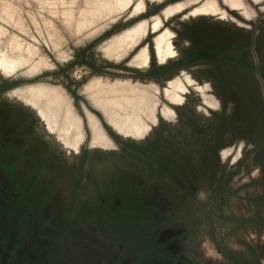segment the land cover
<instances>
[{"label": "flooded vegetation", "instance_id": "flooded-vegetation-1", "mask_svg": "<svg viewBox=\"0 0 264 264\" xmlns=\"http://www.w3.org/2000/svg\"><path fill=\"white\" fill-rule=\"evenodd\" d=\"M181 1L144 0L139 13L130 5L93 45L142 20L147 32L121 57L80 49L76 80L66 78L71 64L23 79L0 72V264H83L87 257L95 264H264V166L243 172L240 160L232 167L219 158L232 139L227 89H253L264 114L259 15L218 0L225 15L194 13L193 4L166 18L165 9ZM157 16L162 23L153 29ZM166 30L174 53L161 58L156 39ZM144 48L147 63H137ZM195 75L220 100L203 117L193 110ZM46 76L81 117L79 142L52 129L39 103L20 92ZM96 77L156 87L154 118L145 117L139 131L103 119L83 91ZM178 79L185 102L163 96ZM88 112L103 144L91 143ZM211 202L217 214H206ZM206 231L217 243L207 257L199 249Z\"/></svg>", "mask_w": 264, "mask_h": 264}, {"label": "rangeland", "instance_id": "rangeland-1", "mask_svg": "<svg viewBox=\"0 0 264 264\" xmlns=\"http://www.w3.org/2000/svg\"><path fill=\"white\" fill-rule=\"evenodd\" d=\"M223 1L231 8L240 9L246 17L255 13L252 9L254 7L251 8L247 0ZM132 4H135L134 13L141 12L145 6L144 0H0V72L9 76V80L14 77L23 79L36 76L40 72L51 73L71 64V70L68 71L66 78L76 80L80 67L76 65L75 55L80 49L88 47V51L91 52L92 49L99 47L109 56H123L129 47L147 32L148 20H142L132 29L117 33L119 35H112L97 45H93V41L106 33L113 21L119 19ZM193 4H197L194 13L221 12L225 15L218 0H183L168 6L164 15L168 18ZM153 21V29H157L162 23L159 16ZM170 36L171 33L166 30L156 39L161 58L174 53ZM138 57L137 63H147V48H144ZM37 82L41 83L22 85L20 92L26 93L25 99L39 103V109L52 129L62 131L64 135L73 133L75 136L73 140L78 139L79 142L83 137L82 120L75 112L70 97L61 86L50 85L54 83L48 80V76ZM173 84L176 90H186L180 79ZM83 91L87 92L89 100L102 111L107 121L120 124L128 131H139L143 128L145 117L153 119L159 103L156 87L143 86L131 81L111 82L96 77L84 85ZM165 93L171 101L182 99L171 89H166ZM54 94L59 100L58 111H54L52 105H48L56 99ZM126 98L131 99V104ZM99 99H103L104 102ZM106 99L107 101L117 99V102L111 100V103L115 102L116 105H121V108H117L115 103L111 106L110 102H105ZM47 106L51 107L50 113L43 110L48 109ZM105 111H108L107 114ZM117 112L122 114L120 116L123 119L118 117ZM87 120L93 137L91 143H102L106 137L97 118L88 112Z\"/></svg>", "mask_w": 264, "mask_h": 264}, {"label": "water", "instance_id": "water-1", "mask_svg": "<svg viewBox=\"0 0 264 264\" xmlns=\"http://www.w3.org/2000/svg\"><path fill=\"white\" fill-rule=\"evenodd\" d=\"M247 2L249 6L251 5V8L254 7L252 9L255 13L250 16L254 18L259 15V21L262 28L260 27L258 31V52L262 56L261 61L264 65V0H247ZM262 80L264 82V77H262ZM136 83L141 84L140 82ZM194 86L195 89H192V97L194 103L193 110L196 114V117H203L202 114L207 111L206 109H208V107H218V105L220 104L218 91L216 89H211V86L208 85L207 82L204 83L203 80L198 79L196 75L194 76ZM243 86L245 88L247 87L244 83ZM165 91L166 89L164 90L163 96L167 97ZM171 91H176L182 98L181 101L175 102L186 101L187 89L184 91L171 89ZM234 91L237 93V96L235 95ZM261 91L264 94V89H261ZM227 92L228 105L226 113L227 116L231 119V122L228 123L227 128L231 129V131L228 133L232 136V139H229L227 141L226 146H224V150L219 153V158L222 159V161L225 162L226 165L230 163V166L232 167L235 166V164L237 165V163H235L236 161L240 160V166L243 172L245 170H254V168L255 171L259 172L260 168L264 166V114L259 108L260 105L253 94V89H227ZM261 101L263 100L261 99ZM96 110H98L102 118L105 119L102 111L98 108ZM253 150L256 151L254 157L252 158V160L254 159V163H252L251 158V161H249V163H245L244 160L247 161V158L249 157V155L247 154H251V151ZM261 192L262 191H259V193ZM206 208V214H217L216 211L214 212V209L217 208V205H215L213 202L208 203ZM237 208L240 209L238 205H236V209ZM237 211L236 213H240V211ZM224 232L226 233V231ZM205 234L207 235V240L203 241V243L199 245V249H201L204 253V256L207 257L206 253L213 252L212 249H215L217 247V243L211 233H208L206 231ZM97 259L98 258L93 259L92 257H87L86 259H83V264H92V262L93 264H95ZM210 264H213V262Z\"/></svg>", "mask_w": 264, "mask_h": 264}, {"label": "bare ground", "instance_id": "bare-ground-1", "mask_svg": "<svg viewBox=\"0 0 264 264\" xmlns=\"http://www.w3.org/2000/svg\"><path fill=\"white\" fill-rule=\"evenodd\" d=\"M143 59H144V58H143ZM142 63H143V62H141V64H142ZM58 95H59V94H58ZM54 96H55L56 99H54V101H52V102H49L48 105H50V106L52 105V107L54 108V111H58L59 109H58L57 105H58V101H59V100H58V97H56L55 94H54ZM59 98L61 99L60 96H59ZM104 99H105V98H104ZM61 100H62V99H61ZM99 100H100V101H101V100L103 101V99H99ZM107 100H108V99H106L105 102H110V103H111V100H112V99H111L110 101H107ZM114 100H115V99H114ZM114 100H112V101H114ZM116 100H117V99H116ZM116 100H115V102H117ZM126 100L130 102V103H129V102H126V101L124 100L126 103L131 104V101H130L131 99L128 100V98H126ZM97 101H98V100H97ZM100 101H99V102H100ZM132 101H133V100H132ZM103 102H104V101H103ZM115 102H114V103H115ZM97 103H98V102H97ZM110 103H109V104H110ZM114 103L112 102V103H111V106H112V104H114ZM118 103H119V102H118ZM114 105H115L116 107L118 106V104L116 105V103H115ZM127 105H128V104H127ZM100 106H103V105H100ZM120 106H121V105H119L117 108H119ZM133 106H134V105H133ZM47 108H48V109H43V110H46L47 113H50V108H51V107H48V106H47ZM103 108H104V107H103ZM103 108H102V109H103ZM108 108H109V107H107V109H108ZM120 108H121V107H120ZM122 108H123V107H122ZM105 109H106V108H105ZM115 110H116V109H115ZM105 112H106V111H105ZM107 112H108V111H107ZM107 112H106V114H107ZM110 112H111V111H110ZM110 114H111V113H110ZM116 114H119V113L117 112ZM116 114H115V116H118V115H116ZM120 115H122V114H119L118 117H121ZM113 117H114V116H113ZM118 117H117V118H118ZM121 118H122V117H121ZM118 119H119V118H118ZM122 119H123V118H122ZM124 122H125V121H124ZM123 124H124V123H123Z\"/></svg>", "mask_w": 264, "mask_h": 264}, {"label": "crops", "instance_id": "crops-1", "mask_svg": "<svg viewBox=\"0 0 264 264\" xmlns=\"http://www.w3.org/2000/svg\"><path fill=\"white\" fill-rule=\"evenodd\" d=\"M258 190H259V191H262V188H261V187H259V189H258ZM234 211H235V213H236V211H237V210H234ZM237 212H238V211H237Z\"/></svg>", "mask_w": 264, "mask_h": 264}]
</instances>
